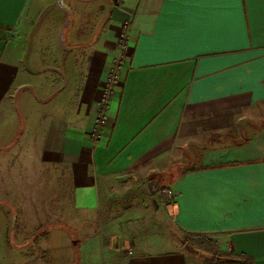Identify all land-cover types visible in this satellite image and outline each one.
Listing matches in <instances>:
<instances>
[{
    "label": "crops",
    "instance_id": "1",
    "mask_svg": "<svg viewBox=\"0 0 264 264\" xmlns=\"http://www.w3.org/2000/svg\"><path fill=\"white\" fill-rule=\"evenodd\" d=\"M59 1L0 0V135L9 133L0 150L11 154L0 204L14 207L17 166L31 165L16 151L34 149L56 168L46 179L59 208L65 179L68 212L89 214L108 206L117 182L157 178L171 191L162 210L179 238L215 236L217 254L204 264H264V0L211 11L185 0ZM48 10L55 29L40 31ZM124 29L119 82L94 139ZM28 41L35 46L25 57ZM131 244L110 261L199 264L158 233Z\"/></svg>",
    "mask_w": 264,
    "mask_h": 264
},
{
    "label": "rangeland",
    "instance_id": "2",
    "mask_svg": "<svg viewBox=\"0 0 264 264\" xmlns=\"http://www.w3.org/2000/svg\"><path fill=\"white\" fill-rule=\"evenodd\" d=\"M53 13L50 10L45 12L40 31L45 26L48 32L54 31ZM30 46L34 47V42H26L25 57L31 50L34 51ZM17 47H20L19 44ZM8 136L9 133L0 135V146L7 142ZM30 152L16 151L17 159L24 156L31 158V165L17 166V188L14 198H10L14 207L0 204V224L6 227L4 234L7 235L0 250V264H91L88 260L92 254L104 258L97 264H117L110 261L112 256L131 248L132 242L135 243L142 235L146 238L152 232L158 233L161 239L169 237L174 238L178 245L182 243L187 256L199 264L214 260L216 255H212L207 245L217 248L215 236L181 235L180 239L169 225L162 204L170 196H163L164 183L159 179L137 176L134 179L129 176L111 186L112 195L103 199L107 207L102 205L95 213L71 214L68 212L66 179L64 203L67 204L62 209L55 205L56 199L53 198L56 189L52 186L55 183L46 179L48 175L56 174V168L42 165L39 152L34 149L30 157L27 156ZM10 155L0 150V169ZM58 170L60 172L61 169ZM63 173L67 177V171ZM19 176L28 179L20 181ZM183 238L187 240L183 241Z\"/></svg>",
    "mask_w": 264,
    "mask_h": 264
},
{
    "label": "built area",
    "instance_id": "3",
    "mask_svg": "<svg viewBox=\"0 0 264 264\" xmlns=\"http://www.w3.org/2000/svg\"><path fill=\"white\" fill-rule=\"evenodd\" d=\"M117 4H121L123 0H115ZM126 28V25H125ZM126 29L123 30L118 41V53L115 56L109 71L107 73L106 80L102 86L101 94L97 101L96 116L92 127V137L94 139L100 136V133L104 127L107 110L109 108L110 100L113 94L115 86L119 82V72L123 61V57L126 51ZM171 191H163V196H170Z\"/></svg>",
    "mask_w": 264,
    "mask_h": 264
},
{
    "label": "snow or ice",
    "instance_id": "4",
    "mask_svg": "<svg viewBox=\"0 0 264 264\" xmlns=\"http://www.w3.org/2000/svg\"><path fill=\"white\" fill-rule=\"evenodd\" d=\"M185 2L206 11H211L221 6L234 3L235 0H185Z\"/></svg>",
    "mask_w": 264,
    "mask_h": 264
},
{
    "label": "water",
    "instance_id": "5",
    "mask_svg": "<svg viewBox=\"0 0 264 264\" xmlns=\"http://www.w3.org/2000/svg\"><path fill=\"white\" fill-rule=\"evenodd\" d=\"M63 1L64 0H60L58 2L60 6H63L64 5ZM66 24H67V21H66ZM63 31H64V29L61 30L60 35H59V42H60V44L63 43V40H64V38H63Z\"/></svg>",
    "mask_w": 264,
    "mask_h": 264
},
{
    "label": "trees",
    "instance_id": "6",
    "mask_svg": "<svg viewBox=\"0 0 264 264\" xmlns=\"http://www.w3.org/2000/svg\"><path fill=\"white\" fill-rule=\"evenodd\" d=\"M186 240H187V238H184V241H186ZM207 249H209L213 255L217 254V251L213 247L207 245ZM243 259H245V261H247L246 257H243ZM217 261H218V259L216 260V262ZM218 262H220V261H218Z\"/></svg>",
    "mask_w": 264,
    "mask_h": 264
}]
</instances>
